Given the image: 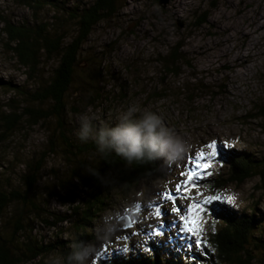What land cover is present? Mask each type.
<instances>
[{
    "label": "rangeland",
    "instance_id": "obj_1",
    "mask_svg": "<svg viewBox=\"0 0 264 264\" xmlns=\"http://www.w3.org/2000/svg\"><path fill=\"white\" fill-rule=\"evenodd\" d=\"M52 1L53 6L34 11L21 0H0V17L14 25L54 27L69 43L77 36L75 22L67 19L61 23L54 15L67 17L69 7L81 10L91 7L95 0ZM58 6L61 12L56 11ZM1 21L0 29L4 25ZM4 42L0 30L1 111L13 100L28 101L38 86L56 73L60 63L58 57H42L38 67L29 70L7 53ZM174 46H179L182 57L177 76L169 74L161 61ZM11 86L26 97L9 90ZM68 101L64 120L66 134L72 139L79 140L80 116L94 113L102 121L115 122L122 109L135 104L161 115L189 146L174 163L155 161V174L126 192L120 188L110 191L107 204L94 221L95 239L88 244L94 252L90 264L113 254L146 258L161 251L158 257L167 262L176 255L182 259L202 256L206 249L196 247L195 241L200 239L202 245L208 241L219 210L255 214L264 220V183L260 177L213 191L207 188L216 178L228 177L229 159L234 155L264 158V120L251 118L255 108L264 104V0H118L116 12L95 24L82 46ZM57 128L53 118L35 125L28 122L0 143V177L9 174L12 185L18 186L23 169L18 160L40 156ZM58 143L36 188L45 203L42 217L50 221L70 213L69 206L48 194L75 161L65 153L59 135ZM211 144L215 147H208ZM199 152L204 153L200 163L207 164L206 169H195L191 163ZM190 171L197 172L195 187L189 185L187 193L177 192L176 185H184ZM85 191L84 198L89 195V190ZM166 192L174 193L179 212H172L173 203L163 197ZM213 196L218 199L203 203ZM197 205L202 211L196 210ZM157 208L162 210V217L156 215ZM181 216L195 220V234L186 232ZM32 227V234L45 244L74 237L72 218L52 226L36 216ZM156 231L163 235L156 236ZM257 236L264 242V224ZM125 247L129 251L121 252ZM60 256L55 251L28 264H55ZM252 264H264L263 251Z\"/></svg>",
    "mask_w": 264,
    "mask_h": 264
},
{
    "label": "trees",
    "instance_id": "obj_2",
    "mask_svg": "<svg viewBox=\"0 0 264 264\" xmlns=\"http://www.w3.org/2000/svg\"><path fill=\"white\" fill-rule=\"evenodd\" d=\"M21 1L34 11L54 5L52 0ZM117 7L118 0H95L91 7L81 10L69 7L65 13L67 17L54 15L61 23L67 19L75 22L77 36L69 43H65L67 36L59 30L54 31V27L53 30L51 27L52 32L44 25H14L0 17L4 23L0 29L5 37L4 46L20 65L34 70L42 57H58L60 62L49 81L40 84L29 97L28 101L32 100L35 104H25L28 101L24 100L15 103L13 100L4 110H0V143L6 142L28 122L35 125L41 120L53 118L58 123V128L50 136L48 148L40 156L18 160V165L23 167L18 186L12 185L9 174L0 177V264H28L55 251L66 257L76 242L88 245L95 239L92 230L94 221L107 204L110 191L120 188L126 192L139 180L149 178L156 172L155 162L127 166L114 155L103 159L96 154L91 141L84 143L66 134L64 117L69 107L70 88L82 46L94 25L110 17ZM55 9L61 12L59 6ZM181 58L179 46H174L162 55L161 61L169 74L177 76ZM9 90L26 97L15 86ZM189 99L193 100V95ZM255 111L251 118L264 120V104L257 106ZM58 135L65 146V153L75 158V161L68 165L64 176H57L56 187L48 192L51 199L55 198L62 205L69 206L70 213L50 221L49 217H42L46 211L45 203L38 196L36 188L47 158L56 153L59 147ZM253 176L260 177L264 183V158L258 160L253 155L238 153L229 159L228 177H218L206 186L213 191L227 187L230 183L242 184ZM85 190H89L86 198L83 197ZM36 216L52 226L72 218L74 237L65 242L55 240L45 244L38 241L32 234V222ZM260 219L255 214L219 210L217 223L210 228L208 243L204 241L202 245L206 249L202 256L188 255L182 259V256L176 255L167 262L158 257L157 253L162 254L161 251L146 258H121L113 254L98 264H252L264 252V242L257 236L264 224V220Z\"/></svg>",
    "mask_w": 264,
    "mask_h": 264
},
{
    "label": "clouds",
    "instance_id": "obj_3",
    "mask_svg": "<svg viewBox=\"0 0 264 264\" xmlns=\"http://www.w3.org/2000/svg\"><path fill=\"white\" fill-rule=\"evenodd\" d=\"M76 136L81 142L91 141L99 157L114 155L127 166L155 161L171 164L180 160L189 147L161 115L135 104L122 109L115 122L102 121L94 113L80 116ZM93 256L87 244L76 242L68 256L61 255L55 264H90Z\"/></svg>",
    "mask_w": 264,
    "mask_h": 264
},
{
    "label": "snow or ice",
    "instance_id": "obj_4",
    "mask_svg": "<svg viewBox=\"0 0 264 264\" xmlns=\"http://www.w3.org/2000/svg\"><path fill=\"white\" fill-rule=\"evenodd\" d=\"M227 146L228 145L225 144V147H227ZM208 147L214 148L215 145L211 144V145H208ZM212 154L215 155V152H213ZM203 159H204V153L203 152H199V153L196 154L195 160L191 161V163H193L195 169H206L208 167L207 164H201L200 163V161H202ZM197 178H198L197 172L196 171H190L189 173H187V180L184 182V185H180V184L176 185V191L180 192L181 190H183L186 193L189 192L190 191L189 185H191L192 187H195L194 181ZM163 197H164L165 200L171 201L173 203V205H174L173 208H172V212L173 213H176V212L180 211L178 206H176V201L174 199V193L166 192V193L163 194ZM215 199H218V197H215V196L209 197V198H206L203 201V203L207 204V203H209V202H211L212 200H215ZM196 210L197 211H202V208L199 205H197L196 206ZM188 211L192 212L193 208L189 207ZM156 215L158 217H162L163 212H162V210L160 208L156 209ZM180 219L182 221H184L186 232L190 233V234H195V231H196V222H195V220H191V219L190 220H185L184 216H181ZM155 235L156 236H162L163 233L160 232V231H156ZM195 246L198 247V248L201 247L202 246V241L200 239H197L195 241ZM120 251L123 252V253H127L129 251V248L125 247V248L121 249Z\"/></svg>",
    "mask_w": 264,
    "mask_h": 264
},
{
    "label": "bare ground",
    "instance_id": "obj_5",
    "mask_svg": "<svg viewBox=\"0 0 264 264\" xmlns=\"http://www.w3.org/2000/svg\"><path fill=\"white\" fill-rule=\"evenodd\" d=\"M245 61H247V60H245ZM261 220V219H260Z\"/></svg>",
    "mask_w": 264,
    "mask_h": 264
}]
</instances>
